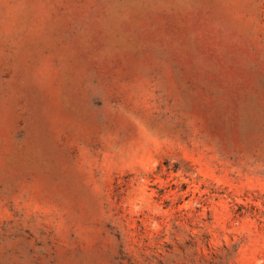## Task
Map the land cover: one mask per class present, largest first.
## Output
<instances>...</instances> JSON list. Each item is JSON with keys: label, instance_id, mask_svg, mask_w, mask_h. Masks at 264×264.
Listing matches in <instances>:
<instances>
[{"label": "rangeland", "instance_id": "obj_1", "mask_svg": "<svg viewBox=\"0 0 264 264\" xmlns=\"http://www.w3.org/2000/svg\"><path fill=\"white\" fill-rule=\"evenodd\" d=\"M0 264H264V0H0Z\"/></svg>", "mask_w": 264, "mask_h": 264}]
</instances>
